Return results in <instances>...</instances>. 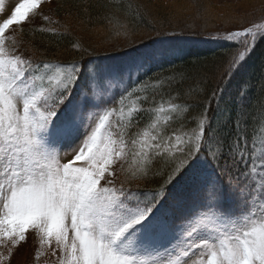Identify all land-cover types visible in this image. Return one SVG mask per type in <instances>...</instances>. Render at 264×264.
<instances>
[{"label": "snow or ice", "instance_id": "6c2138e0", "mask_svg": "<svg viewBox=\"0 0 264 264\" xmlns=\"http://www.w3.org/2000/svg\"><path fill=\"white\" fill-rule=\"evenodd\" d=\"M51 2L22 0L0 22V246L9 252L0 264L30 230L42 245L55 242L60 264H264V142L249 143L239 114L231 143L215 134L207 112L222 90L195 129L166 136L180 105L144 108L142 81L112 91L143 64L119 72L25 55L12 26ZM212 38L238 46L227 80L264 38V23ZM145 113L150 122L140 127ZM62 154L73 159L62 163ZM156 164L165 166L158 190L129 186Z\"/></svg>", "mask_w": 264, "mask_h": 264}, {"label": "trees", "instance_id": "16d2710c", "mask_svg": "<svg viewBox=\"0 0 264 264\" xmlns=\"http://www.w3.org/2000/svg\"><path fill=\"white\" fill-rule=\"evenodd\" d=\"M180 1L52 0L49 4L53 9V15L49 25L44 28L40 26L29 28L28 31L33 37H26L23 33L25 36L21 38V42L35 49L34 55H30L34 60L68 65L72 62L87 63L89 60L112 58L167 37L206 38L213 36L215 33L209 32L207 28L193 31L178 27L187 21L195 23L194 15H188L186 9H191L192 4H200L199 0H194V3L191 0H183L187 4L183 6L184 9L182 8L181 12L186 11V13L179 16L175 5ZM257 6L264 8L262 3ZM202 10L205 17L203 20L212 17L204 9ZM99 20L109 27L110 32L107 33H111L102 34L101 39L109 37L110 40L99 39L97 41L96 36L99 35H93L92 39L93 36L90 37L89 33L75 28L78 23H86L91 30H94L95 27L99 28L96 24ZM262 22H264V13L257 20L241 28L216 32L227 34ZM53 28L56 29L55 32L49 31ZM244 39L245 37H242L239 40ZM106 47L115 50L109 53ZM237 51L238 46L229 41L221 42L218 46L193 50L183 58L153 69L140 80L149 85L144 93L149 97V101L143 104L144 108L160 104L167 105L171 102L180 105L183 110L178 118L177 114H173V119L164 126L166 136L173 133L191 132L197 126L196 118L204 112L213 93L218 89H221L223 93L227 88L236 86L235 97L241 101V104L238 105L233 98L228 101L223 100L222 94L219 96L218 106L214 101L208 108L207 115L211 119L212 128L225 143H231L238 134V128L234 122L237 121L239 114V131H242L249 143L254 142L259 146L264 142V38L255 43L245 61L231 76L232 78L237 75L248 64L249 71L240 83L239 80L236 81V77L233 78V82L224 79L229 61ZM86 53H91V55ZM245 85L249 88L246 95L241 97L240 91ZM221 107L224 111L218 113ZM150 119V113L142 115L140 127L145 126ZM134 130L136 131L135 128L131 129L133 132ZM164 169L163 164H156L147 177L132 180L131 183L156 191L164 183ZM129 175L125 172L121 178ZM168 187L170 188L171 185ZM139 192L146 191L142 189Z\"/></svg>", "mask_w": 264, "mask_h": 264}, {"label": "rangeland", "instance_id": "374dc122", "mask_svg": "<svg viewBox=\"0 0 264 264\" xmlns=\"http://www.w3.org/2000/svg\"><path fill=\"white\" fill-rule=\"evenodd\" d=\"M164 1V0H163ZM192 2L194 0H191ZM22 0H3V11L0 12V22L4 18H6L10 13L14 10L15 6H17L19 3H21ZM194 3V2H193ZM200 4H192L190 6L191 9H186L187 14H193L194 18L193 23L183 22V25H178V27L182 28H188L193 31H200L201 28H207L209 29L213 36H221L222 34L217 33L216 31H229L233 30L235 28H241L246 24H249L250 22H253L259 18L262 13H264V8L261 9L257 5L259 3L263 4L264 7V0H199ZM171 4V3H170ZM187 4V3H186ZM183 0L180 2H177V5H175V9L177 14L183 15L185 12L183 11V6L186 5ZM51 4L49 3H43L40 6L39 13L38 14H30L28 20L23 23L21 26L13 25L12 29L15 30V36L18 41L21 42V38L26 35V37L32 38L33 35L30 34L29 28L40 26V28H44L48 26L49 22L52 20L53 15V9L50 7ZM250 6L258 7L251 8ZM183 8V9H182ZM205 12L209 13L211 18L207 20H203V10ZM186 15V14H185ZM47 16L48 19L45 20L44 17ZM264 23V22H262ZM259 23V24H262ZM96 24H98L97 27H95L94 30H91L86 23H78L75 28H77L81 32H87L90 34V37L95 34L99 35L96 36L97 41L101 39L102 34L107 35L111 33L108 30V26L103 23V21H98ZM104 26H99V25ZM69 26V25H68ZM21 29H26L25 31H21ZM105 30V31H104ZM104 31V32H103ZM25 33V35H23ZM92 37V39L94 38ZM223 36H226L224 34ZM222 36V37H223ZM89 37V38H90ZM104 37V36H103ZM211 38V37H210ZM94 39V40H96ZM222 39V38H220ZM241 39V37L237 38ZM101 40H110L109 37L103 38ZM220 43L219 39H216V41H208L204 37L202 38H171V39H165L156 43H153L151 46H145L137 51H131L126 54L117 55L113 59L109 60H103L99 62H105L108 64H111L117 71L124 72L126 69H128L129 65H132L134 62L143 64V69L139 72H136L134 76L129 79L127 76H125L122 80H116L114 83L116 84V87L112 89L114 93L117 95L119 94L121 90L122 85H127L128 87H131L132 84L136 83L137 81H140V77L146 73L149 69L156 66H162L165 63L172 61L173 59L179 58L184 56L186 53L191 52L193 50L197 49H203L206 47L211 46H218ZM21 47L24 50V53L26 56L34 55L35 49L26 46L23 42H21ZM110 52L112 50H115L114 48L106 47ZM36 53V52H35ZM90 69L94 71V68L90 66ZM249 71V65L247 64L240 72L237 73V75L233 76L231 79H229V82H233V78H237L236 81L240 80L241 82L245 78L247 72ZM235 91L236 86H231L227 88L222 94L224 99L223 100H230L233 98L234 102L237 101V104H241V101L237 100L235 97ZM222 99V98H221ZM127 103V101H126ZM221 103V100H220ZM167 106V105H165ZM115 107H119V105H115ZM221 111H224L222 107L219 109L220 113ZM216 124V123H215ZM135 131V130H134ZM73 159V155H61V162L65 163L69 160ZM83 162H77V164H82ZM133 190L140 191L145 190L146 192L152 193L155 192L150 189H145L143 186H138L136 184H130L129 185ZM179 195H187V193L178 192ZM191 203V201H190ZM8 243V242H5ZM9 247L11 245L9 244ZM179 251V249H178ZM0 253H3L5 256H9V252L7 248L0 246ZM61 253L56 250L55 242L53 241L52 245H42L39 236L34 231H29L27 233V239L26 241L19 244L17 247H13L11 251L10 258L3 261V264H60V258Z\"/></svg>", "mask_w": 264, "mask_h": 264}]
</instances>
